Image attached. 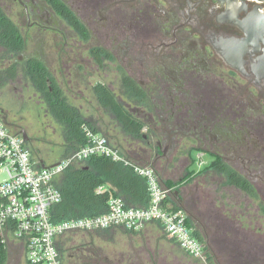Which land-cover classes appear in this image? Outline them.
<instances>
[{"label": "flooded vegetation", "instance_id": "af4514ba", "mask_svg": "<svg viewBox=\"0 0 264 264\" xmlns=\"http://www.w3.org/2000/svg\"><path fill=\"white\" fill-rule=\"evenodd\" d=\"M0 8L25 46L30 33L39 43L49 34L77 36L91 62L121 72L123 93L130 91L124 78L130 80L143 96L133 97L130 112L148 125L144 149L153 167L174 180L188 216H194L188 173L198 155L231 193L230 214L218 207L211 236L197 216L207 262L211 254L212 264H264V1L0 0ZM78 252L69 264H120L101 249Z\"/></svg>", "mask_w": 264, "mask_h": 264}, {"label": "rangeland", "instance_id": "374dc122", "mask_svg": "<svg viewBox=\"0 0 264 264\" xmlns=\"http://www.w3.org/2000/svg\"><path fill=\"white\" fill-rule=\"evenodd\" d=\"M30 34H25L26 46L19 53L9 54L0 47V67L16 62L19 68L14 80L0 86V118H5L4 123L13 131L25 130L27 145L36 157L48 165L65 157L69 150L65 145L62 125L52 117L41 94L23 74L22 67L29 56H34L48 69L67 101L77 107L82 117L108 138L113 146L123 153L146 147L143 138H132L123 133L112 113L100 106L94 94L93 85L103 83L129 110L133 109L137 102L121 91L120 71L117 72L113 67L96 66L91 62L87 46L76 44L77 36L76 39L73 36L55 39L49 34L45 36V41L39 43ZM148 132L146 124L141 134ZM150 165L154 166L152 160ZM192 167L193 173L189 180L194 186L190 191L194 196L192 213L195 217L191 215L189 218L194 229H199L201 237L205 236L198 222L200 219L211 236L217 231L214 216L218 207L228 216L230 214L229 209L233 207L231 193L217 186L219 177L213 172L205 170V167L198 169L195 161ZM155 169L162 181L170 179L168 174H161ZM184 172L176 173L174 179L181 178ZM4 176L0 171V181ZM171 182L174 183V180ZM59 242H64L61 254L65 264H69L79 250L87 254L92 249L103 250L110 259L120 260V264H206L189 256L155 223L140 231L111 228L104 233L70 232L62 235ZM9 258L11 264H29L20 250H8ZM207 263L212 264L211 254Z\"/></svg>", "mask_w": 264, "mask_h": 264}, {"label": "built area", "instance_id": "2783aa9c", "mask_svg": "<svg viewBox=\"0 0 264 264\" xmlns=\"http://www.w3.org/2000/svg\"><path fill=\"white\" fill-rule=\"evenodd\" d=\"M86 143L73 153L51 164H41L18 133H14L0 118V243L8 250H20L29 264H65L58 242L70 232H95L110 228L140 231L151 223L158 224L194 259L206 263L202 237L194 233L186 210L178 205L174 186L162 183L150 164L131 161L108 138L82 125ZM92 155H101L124 165L142 177L147 186L146 206H130L106 184L98 185L96 193L107 194L106 210L92 216L56 221L51 210L60 202L56 186L59 175L67 167L78 165ZM60 162V163H57ZM57 163L55 165H52ZM198 155V169L205 165ZM52 165V166H50Z\"/></svg>", "mask_w": 264, "mask_h": 264}, {"label": "trees", "instance_id": "16d2710c", "mask_svg": "<svg viewBox=\"0 0 264 264\" xmlns=\"http://www.w3.org/2000/svg\"><path fill=\"white\" fill-rule=\"evenodd\" d=\"M55 5L62 17L79 33H82L83 27L76 18L62 5L56 3ZM0 47L3 48L4 52L9 54L19 53L25 48L24 37L1 8ZM18 71L19 68L16 62L0 67V86L14 80L18 75ZM22 71L47 103L52 117L62 125L65 145L67 150H69L67 155L73 153L86 143V136L82 129L83 124H86L94 132H98L82 117L79 109L67 101L61 88L50 75L48 69L38 59L30 58L25 61ZM123 82L130 90L129 95L131 97H143L140 92H137L134 84L130 80L124 78ZM93 91L100 106L112 113L125 135L131 136L132 138H142L141 133L144 124L116 98L108 86L102 83H96L93 86ZM11 131L17 133L16 131ZM124 154L131 161L142 165L150 164L152 160L148 151L145 149H133ZM32 155L37 160L43 161L33 153ZM213 166L217 167L216 163L212 164ZM190 174L191 172L188 173V175ZM228 177V182H235L234 176L228 175ZM236 180L242 189L246 190L245 184L239 179ZM162 182L166 186H174V183L168 179ZM101 184L108 185L114 194L120 196L127 205L146 206L148 203L146 182L133 171L131 166L124 165L121 162L114 161L105 156L92 155L78 165L67 167L59 175L56 186L60 190L62 198L51 210L53 219L59 221L82 216H92L105 211L107 194L95 192V188ZM188 221L191 224L190 218ZM108 230L105 229L96 232L104 233ZM194 233L200 237L199 229H194ZM58 247L60 252H62L64 250V242H58ZM80 254V252L77 253V255ZM7 261L8 251L0 243V264H7Z\"/></svg>", "mask_w": 264, "mask_h": 264}, {"label": "water", "instance_id": "95a60500", "mask_svg": "<svg viewBox=\"0 0 264 264\" xmlns=\"http://www.w3.org/2000/svg\"><path fill=\"white\" fill-rule=\"evenodd\" d=\"M219 1H222V2H230L231 0H219ZM261 1H264V0H261ZM4 121H5V118H4ZM18 134H20L21 136H22V138H23V140L25 141V142H27V140H28V136H27V134H26V132H25V130H23V129H21L19 132H17ZM42 163V165L44 166L45 165V163L43 162V161H41ZM57 163H60V162H57ZM57 163H54V164H52V165H55V164H57ZM52 165H50V166H52ZM174 195L176 196V198L179 196V193H178V191L177 190H175L174 191Z\"/></svg>", "mask_w": 264, "mask_h": 264}, {"label": "crops", "instance_id": "0c3cea01", "mask_svg": "<svg viewBox=\"0 0 264 264\" xmlns=\"http://www.w3.org/2000/svg\"><path fill=\"white\" fill-rule=\"evenodd\" d=\"M163 183V182H162Z\"/></svg>", "mask_w": 264, "mask_h": 264}]
</instances>
